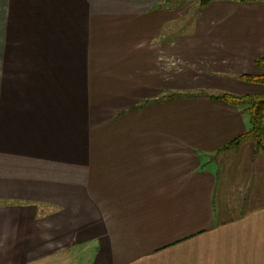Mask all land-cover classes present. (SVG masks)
Wrapping results in <instances>:
<instances>
[{"label": "crops", "instance_id": "1", "mask_svg": "<svg viewBox=\"0 0 264 264\" xmlns=\"http://www.w3.org/2000/svg\"><path fill=\"white\" fill-rule=\"evenodd\" d=\"M0 0V264H264V2Z\"/></svg>", "mask_w": 264, "mask_h": 264}, {"label": "trees", "instance_id": "2", "mask_svg": "<svg viewBox=\"0 0 264 264\" xmlns=\"http://www.w3.org/2000/svg\"><path fill=\"white\" fill-rule=\"evenodd\" d=\"M198 7H203L209 2L214 0H194ZM224 1H237V2H250L264 0H224ZM255 65L260 68L263 73L258 76H243L242 79L247 82L261 84L264 87V53L255 59ZM209 98L239 108L248 118V129L231 140L224 149L236 148L244 140L252 142L254 151H263L261 144V131L264 123V94L263 95H233L226 93H219L209 95Z\"/></svg>", "mask_w": 264, "mask_h": 264}, {"label": "rangeland", "instance_id": "3", "mask_svg": "<svg viewBox=\"0 0 264 264\" xmlns=\"http://www.w3.org/2000/svg\"><path fill=\"white\" fill-rule=\"evenodd\" d=\"M189 1L190 0H167L164 2V4H166L168 7H171V8L175 7V5H178V7H182L188 4Z\"/></svg>", "mask_w": 264, "mask_h": 264}]
</instances>
